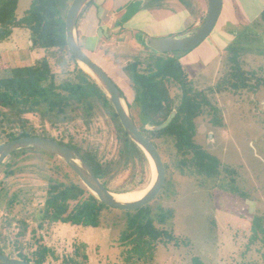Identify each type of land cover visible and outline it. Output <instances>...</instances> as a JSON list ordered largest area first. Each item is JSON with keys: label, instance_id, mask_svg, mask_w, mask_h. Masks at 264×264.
<instances>
[{"label": "rangeland", "instance_id": "1", "mask_svg": "<svg viewBox=\"0 0 264 264\" xmlns=\"http://www.w3.org/2000/svg\"><path fill=\"white\" fill-rule=\"evenodd\" d=\"M227 2L224 0L222 12L212 32L217 34L222 29H235L231 35L234 37L245 23L244 16L238 6L234 10ZM30 3L31 0H19L16 11L18 17L29 8ZM204 17L192 24V29L200 25ZM89 22L84 24L86 32H89ZM235 22L240 26L235 28ZM131 35L133 42L135 39L140 43V48L123 45V39L116 34L106 37V45L101 49V57L106 61L98 59L93 52L97 34L89 39V48L83 51L121 91L126 104L131 105L128 110L139 127L141 122L137 117V108L133 105L134 92L123 68L136 58L147 62L150 52L144 47L146 38L140 32H131ZM107 42H111V45ZM211 43L209 35L204 43L193 50L164 56L175 57L193 82L194 88L201 90L218 109L217 115L222 120L220 125L211 124V115L207 114L196 120L195 141L216 156L221 166L236 172L233 186L244 194V198L227 192L232 182L223 170L217 179L209 181L179 172L170 161L173 154L171 145L160 144L159 154L162 161L168 164V171L160 193L146 206L145 211L148 210V217L153 219L157 227L171 232L178 242L176 246L173 243H156L152 258L145 262L134 254L128 255L131 245L123 244L119 239L125 221L133 214L131 212L104 210L103 223L99 228L84 229L59 223L39 228L48 176L54 173L55 165L64 171L67 169L57 157L28 150L15 159L10 155L0 166V190L4 192L0 200V232L8 239L7 252L20 247L23 254L29 255L40 244L50 248L53 253L44 264H65L70 258L79 260L75 250L84 245L82 251L86 255L85 264H191L193 257L203 264H243L247 260L253 264H262L257 248L247 251L246 244L253 216L264 215V85L257 92H234L226 88L217 90L228 66L225 47L218 50L215 46V52L210 48ZM202 50H205L204 54ZM0 52L4 54H0V76L5 75L2 68L30 66L45 55L42 49L31 47L30 34L26 29L13 30L10 38L0 43ZM243 63L245 70L255 72L257 78L264 80V57L248 55ZM53 71L57 83L68 78L58 68H53ZM250 82L255 84V80ZM71 117L70 121L58 125V129H50L45 124V132L57 139L63 137L64 142L71 137L85 147L96 149L103 164L114 161L107 180L110 192L127 191L135 186L125 194L135 193L137 197L147 189L152 179L151 167L144 172L136 163L123 167L115 129L107 114L96 112L89 119L88 125H85L81 116L71 114ZM27 118L37 132L42 130L38 116L29 115ZM11 160L14 162L10 168L13 174L6 176L4 166ZM13 196H16L14 201ZM9 201L13 203L9 204ZM7 219L12 220L11 224L4 226ZM18 220L26 225L24 236L17 235L20 231ZM127 257L130 259L126 260Z\"/></svg>", "mask_w": 264, "mask_h": 264}, {"label": "trees", "instance_id": "2", "mask_svg": "<svg viewBox=\"0 0 264 264\" xmlns=\"http://www.w3.org/2000/svg\"><path fill=\"white\" fill-rule=\"evenodd\" d=\"M179 1L194 15V0ZM18 2L19 0H0V43L10 38L13 30L26 29L30 34L31 47L42 49L45 55L30 66L2 68L5 75L0 76V144L25 137H43L55 141L74 150L92 169L100 183L109 190L107 180L113 170L114 161L103 164L96 149L85 147L71 137L64 142L63 137L54 138L44 129L45 124L50 129H58V125L72 119L71 114L81 116L85 125H88L89 119L96 112H102L107 114L113 123L123 167L136 163L142 172L150 170L148 160L127 137L108 99L77 66L67 50L64 21L72 0H31L29 8L19 17L16 12ZM239 28L233 40L224 49L228 71L218 83L217 90L226 88L234 92L241 90L257 92L264 85V80L257 78L255 72L245 70L243 62L248 55L264 57V9L255 21L244 23L243 27ZM171 54L150 52L147 62H141L136 58L123 68L134 92L133 105L137 108V117L141 122V126L136 125L137 128L158 153L160 144L171 145L173 154L170 161L179 172H186L209 181L217 179L223 170L230 176L232 182L229 186L231 189L227 192L244 198V194L233 186L236 172L227 166H221L216 156L196 143V120L199 117L204 114L211 115V124L215 126L220 125L222 120L217 115L218 109L201 90L194 88L193 82L179 61L173 56H164ZM53 68L66 73L68 78L57 83ZM70 75L72 77H69ZM251 80H255V84L252 85ZM172 91H175V94L172 95ZM121 95L123 97L122 93ZM127 105L130 109L131 105L128 103ZM172 112L174 117L163 129L146 128L160 126ZM29 115L41 119L40 132L30 125L27 118ZM27 151L15 152L10 157L18 158ZM32 151L56 158L42 151ZM59 161L67 171L55 165L54 173L48 176L38 227L54 223L84 229L101 227L104 210L112 208L100 203L82 185L77 176L61 160ZM12 164H14L12 160L5 164L6 176L13 174L10 170ZM163 165L167 173L168 164L163 162ZM130 190L113 193H126ZM3 193L0 190V200L4 196ZM15 197L13 196V201ZM11 203L13 202L9 201V204ZM145 209L146 206L134 211H125L133 214L125 221L119 239L121 243L131 245L128 255L134 254L135 257L148 262L157 244L173 243L176 246L178 240L165 228L157 227ZM11 221L7 219L4 226L10 225ZM18 222L20 231L17 235L24 236L26 225L22 220ZM6 242L8 239L0 232V254L7 257L32 264H44L48 256H53L50 248L40 244L29 255L23 254L20 247L15 248L16 252H7ZM255 247L264 264L263 214H255L250 223L246 250ZM83 248L84 245L75 250V255L80 261L70 258L65 264H85L86 255L82 251ZM128 259L130 258L127 257L126 260ZM191 261V264H203L195 257ZM243 264L253 263L247 260Z\"/></svg>", "mask_w": 264, "mask_h": 264}, {"label": "water", "instance_id": "3", "mask_svg": "<svg viewBox=\"0 0 264 264\" xmlns=\"http://www.w3.org/2000/svg\"><path fill=\"white\" fill-rule=\"evenodd\" d=\"M90 0H72L64 21L65 42L68 52L77 66L90 78L108 99L127 137L145 155L151 170L152 179L145 194L138 200L121 202L114 193L107 190L94 175L92 169L72 149L43 137H25L0 144V165L5 159L21 150H38L51 154L60 160L77 176L82 185L102 204L118 211H134L150 204L160 193L165 182V168L162 159L152 143L137 128L121 91L90 57L80 48L76 26L78 18ZM155 0H138L141 7ZM207 11L202 23L186 34L166 38H146L145 48L157 54L188 52L199 46L213 31L219 18L222 0H206ZM82 66V67H81ZM174 117L172 112L167 120L157 127H146L160 130L168 125ZM0 264H32L0 254Z\"/></svg>", "mask_w": 264, "mask_h": 264}, {"label": "crops", "instance_id": "4", "mask_svg": "<svg viewBox=\"0 0 264 264\" xmlns=\"http://www.w3.org/2000/svg\"><path fill=\"white\" fill-rule=\"evenodd\" d=\"M226 2L234 10L237 6L239 7L245 23L255 21L264 9V0H226ZM223 4L224 0H222V7ZM134 6L136 7L134 8ZM193 7L195 8L194 15L184 8L179 0H156L153 4L143 7L140 6L138 0H90L77 21V41L82 50L87 49L89 48V39L94 38L97 34V44L93 52L98 59L106 61L104 57H101V49L106 45L107 36L119 35L123 39V45L128 44L129 47L140 48V43H137L135 39L133 42L130 37L132 36L131 32L135 34L140 32L143 38H166L183 34L185 31L191 30V25L195 24L199 18L205 16L207 2L206 0H197V2L195 0ZM89 20L90 24L87 26L89 32H86L84 24ZM236 25L235 28L240 26L237 23ZM222 30H219L217 34H213V32L210 34V41L213 43L210 44V48L215 52V46L220 50L234 38L231 35L235 29ZM208 38L209 36L206 39ZM107 43L111 45V42ZM202 51L204 54L205 50ZM0 54L4 55L1 52Z\"/></svg>", "mask_w": 264, "mask_h": 264}, {"label": "bare ground", "instance_id": "5", "mask_svg": "<svg viewBox=\"0 0 264 264\" xmlns=\"http://www.w3.org/2000/svg\"><path fill=\"white\" fill-rule=\"evenodd\" d=\"M82 67V66H81ZM146 190H143V192H141L139 195H137L135 193H131V194H116L114 193V196L117 200L121 201V202H131V201H135L140 199L144 194H145Z\"/></svg>", "mask_w": 264, "mask_h": 264}]
</instances>
